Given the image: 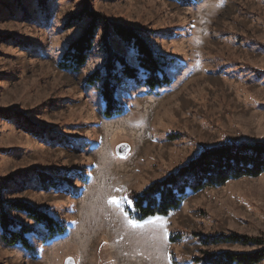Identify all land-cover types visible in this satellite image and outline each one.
<instances>
[{"label": "rangeland", "instance_id": "obj_1", "mask_svg": "<svg viewBox=\"0 0 264 264\" xmlns=\"http://www.w3.org/2000/svg\"><path fill=\"white\" fill-rule=\"evenodd\" d=\"M92 21L85 64L60 70ZM114 27L168 59L171 84L149 92L143 77L127 83L115 95L124 113L105 119L98 89L109 59L135 64ZM94 73L98 83L86 86ZM262 143L264 0H0V210L31 228L24 237L33 247L0 239V264H199L208 254L264 250L200 244L264 241V172L190 192L164 217L134 222L126 212L130 192L203 150ZM9 202L62 221L64 234L47 242L43 225Z\"/></svg>", "mask_w": 264, "mask_h": 264}, {"label": "trees", "instance_id": "obj_2", "mask_svg": "<svg viewBox=\"0 0 264 264\" xmlns=\"http://www.w3.org/2000/svg\"><path fill=\"white\" fill-rule=\"evenodd\" d=\"M92 15V13L90 14ZM97 28L95 21L72 42L61 55L57 67L63 71L78 72L86 62L87 53L92 48V40ZM114 33L121 42L131 46L135 53V64H130L121 55L112 56L105 69V76L99 87V95L104 103L102 116L113 119L121 116L125 107L116 99L119 88L129 82L142 85L149 92L158 91L171 84L167 74L170 61L154 54L148 45L133 31L114 27ZM115 54V53H114ZM116 55V54H115ZM99 79L94 73L87 78L86 86H94ZM264 172V143L240 146H218L203 150L198 156L180 167L174 174L160 181L150 183L141 193L130 192L132 210L126 211L134 222H142L155 216H167L179 208L187 194L207 188H217L230 180L242 177H257ZM9 208L23 212L30 220L43 225L47 232L46 241H52L64 234L66 226L46 213L33 209L24 202H9ZM0 239L6 245H21L31 250V243L24 237L31 232L25 224L9 218L0 210ZM231 243L240 245H264V241L233 236L201 238L200 244ZM264 259V250L254 254H208L202 259L194 260L199 264H257Z\"/></svg>", "mask_w": 264, "mask_h": 264}, {"label": "snow or ice", "instance_id": "obj_3", "mask_svg": "<svg viewBox=\"0 0 264 264\" xmlns=\"http://www.w3.org/2000/svg\"><path fill=\"white\" fill-rule=\"evenodd\" d=\"M110 204H113L117 207H119V200L117 198H110L109 201H108Z\"/></svg>", "mask_w": 264, "mask_h": 264}, {"label": "water", "instance_id": "obj_4", "mask_svg": "<svg viewBox=\"0 0 264 264\" xmlns=\"http://www.w3.org/2000/svg\"><path fill=\"white\" fill-rule=\"evenodd\" d=\"M64 264H73L71 259H67Z\"/></svg>", "mask_w": 264, "mask_h": 264}]
</instances>
